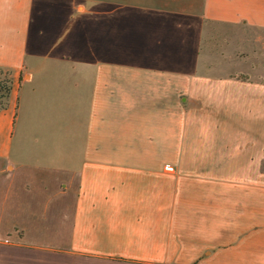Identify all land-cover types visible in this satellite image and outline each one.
<instances>
[{
	"label": "crops",
	"instance_id": "obj_1",
	"mask_svg": "<svg viewBox=\"0 0 264 264\" xmlns=\"http://www.w3.org/2000/svg\"><path fill=\"white\" fill-rule=\"evenodd\" d=\"M206 22L264 0H0V264H264V78Z\"/></svg>",
	"mask_w": 264,
	"mask_h": 264
},
{
	"label": "rangeland",
	"instance_id": "obj_2",
	"mask_svg": "<svg viewBox=\"0 0 264 264\" xmlns=\"http://www.w3.org/2000/svg\"><path fill=\"white\" fill-rule=\"evenodd\" d=\"M199 66L221 74L264 78V29L244 24L206 22L200 42ZM7 78L8 72L0 68V106L4 102L1 86ZM31 203L32 208H36V201ZM56 211V207H50L47 214L49 222L53 219L55 222Z\"/></svg>",
	"mask_w": 264,
	"mask_h": 264
},
{
	"label": "trees",
	"instance_id": "obj_3",
	"mask_svg": "<svg viewBox=\"0 0 264 264\" xmlns=\"http://www.w3.org/2000/svg\"><path fill=\"white\" fill-rule=\"evenodd\" d=\"M10 83H11V80H10V77H9L2 84L1 88H2V91H3V97H5L8 94V91L10 89ZM2 106H3V104L0 107H2Z\"/></svg>",
	"mask_w": 264,
	"mask_h": 264
},
{
	"label": "built area",
	"instance_id": "obj_4",
	"mask_svg": "<svg viewBox=\"0 0 264 264\" xmlns=\"http://www.w3.org/2000/svg\"><path fill=\"white\" fill-rule=\"evenodd\" d=\"M168 168H170V167H168Z\"/></svg>",
	"mask_w": 264,
	"mask_h": 264
}]
</instances>
